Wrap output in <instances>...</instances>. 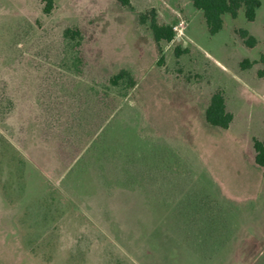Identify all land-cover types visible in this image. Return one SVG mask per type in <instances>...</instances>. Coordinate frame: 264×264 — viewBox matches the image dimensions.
<instances>
[{
  "label": "rangeland",
  "instance_id": "374dc122",
  "mask_svg": "<svg viewBox=\"0 0 264 264\" xmlns=\"http://www.w3.org/2000/svg\"><path fill=\"white\" fill-rule=\"evenodd\" d=\"M128 1L0 0V264H264V0L215 35L193 0Z\"/></svg>",
  "mask_w": 264,
  "mask_h": 264
},
{
  "label": "trees",
  "instance_id": "16d2710c",
  "mask_svg": "<svg viewBox=\"0 0 264 264\" xmlns=\"http://www.w3.org/2000/svg\"><path fill=\"white\" fill-rule=\"evenodd\" d=\"M123 4L129 5L128 0H120ZM44 4L43 11L45 14H50L55 8L56 0H41ZM193 5L202 11L208 31L211 35L219 33L224 27L225 15H231L236 18L241 8L245 10V17L249 21L256 19L258 10L262 6L261 0H193ZM142 23L148 21L147 16L141 15ZM150 28L152 30L156 42L172 41L175 38L176 32L172 25L160 24L157 20V14L152 12L150 18ZM240 35L245 39V43L253 47L257 44V39L249 34L246 29L240 30ZM65 43H73L75 47L82 44V32L78 28L67 27L64 31ZM73 64L78 68L82 62L80 53L74 52L71 54ZM252 61L245 59L241 62L243 68L250 67ZM109 89L118 88L122 91V96L126 95L129 90L135 87L136 79L131 70L122 68L116 74L109 78ZM206 120L212 126L223 129L229 128L233 121V114L227 110L226 99L222 91L217 90L213 93L210 104L206 109ZM254 148L256 151L255 161L258 165L264 167V141L255 138Z\"/></svg>",
  "mask_w": 264,
  "mask_h": 264
},
{
  "label": "built area",
  "instance_id": "2783aa9c",
  "mask_svg": "<svg viewBox=\"0 0 264 264\" xmlns=\"http://www.w3.org/2000/svg\"><path fill=\"white\" fill-rule=\"evenodd\" d=\"M174 30H175V32H176V35H177V30H176V28H175V27H174ZM176 35H175V36H176Z\"/></svg>",
  "mask_w": 264,
  "mask_h": 264
}]
</instances>
